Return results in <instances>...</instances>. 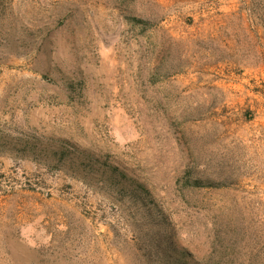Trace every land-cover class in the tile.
<instances>
[{"label": "rangeland", "instance_id": "374dc122", "mask_svg": "<svg viewBox=\"0 0 264 264\" xmlns=\"http://www.w3.org/2000/svg\"><path fill=\"white\" fill-rule=\"evenodd\" d=\"M167 263L264 264V0H0V264Z\"/></svg>", "mask_w": 264, "mask_h": 264}, {"label": "trees", "instance_id": "16d2710c", "mask_svg": "<svg viewBox=\"0 0 264 264\" xmlns=\"http://www.w3.org/2000/svg\"><path fill=\"white\" fill-rule=\"evenodd\" d=\"M143 22L145 23L147 21L143 20ZM192 170H193V167H188L187 171H186V175L184 176L185 181L187 180L188 184L192 188L205 189L207 187L216 186V184L207 177H201V176L196 177V176H194L192 173ZM196 264H198V263H196Z\"/></svg>", "mask_w": 264, "mask_h": 264}]
</instances>
